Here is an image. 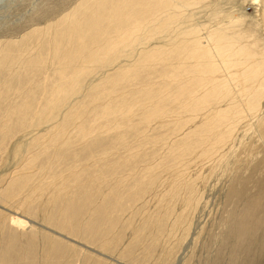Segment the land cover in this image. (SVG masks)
<instances>
[{"label":"bare ground","instance_id":"6f19581e","mask_svg":"<svg viewBox=\"0 0 264 264\" xmlns=\"http://www.w3.org/2000/svg\"><path fill=\"white\" fill-rule=\"evenodd\" d=\"M205 1L81 0L24 41L0 42V152L18 138L13 151L25 160L0 192L7 203L19 199L11 213L0 212V231L11 220L26 222L19 211L44 217L69 211L71 217L56 220L61 229L92 238L101 252L118 246L119 227H106L120 224L138 243L167 245L168 253L159 245L165 254L157 259L169 262L200 200L197 179L204 176L190 177V164L228 171L244 120L264 141V0H252L251 19L230 15L204 30L191 23L190 9ZM155 123L165 131L152 134ZM131 129L140 134L133 136L136 146ZM150 195L159 198L156 209L149 201L144 209L133 205ZM127 200L135 210L125 218ZM99 219L108 225L97 226ZM50 255H39V264H49Z\"/></svg>","mask_w":264,"mask_h":264},{"label":"rangeland","instance_id":"374dc122","mask_svg":"<svg viewBox=\"0 0 264 264\" xmlns=\"http://www.w3.org/2000/svg\"><path fill=\"white\" fill-rule=\"evenodd\" d=\"M80 1L81 0H0V42L19 41L22 39V36L24 38L25 35L29 34L31 31L47 27L49 24L54 23L66 13L70 12ZM208 1H205V3L207 2L206 4H197L196 7H191L192 10L190 9L193 15L191 23L204 24V30L215 28L221 21L222 24H225V22H228L230 19V15L237 17L240 15V17H245L249 20L257 14L256 5L252 0ZM260 11L264 13V2ZM243 14L244 16H242ZM181 17L182 16L179 15L178 20H181ZM180 25L182 24L180 23ZM24 39L20 41H24ZM211 59H213L212 56ZM166 70V68H163V71ZM206 71L207 73H213L214 70ZM215 73H220V70ZM98 74H100V72ZM98 74L95 75L96 78H100ZM244 121L242 122V124L244 123L243 126L240 127V124L238 132H236V137L238 139L236 140V137L233 139L232 162L228 171L226 170L224 172L222 168L216 170L217 167L214 166L216 163H213V169H211V162L202 163L201 161H194L191 163L192 165L190 164V167H188V170L190 168V174H188L190 177H197L200 174L205 177H202L203 179L201 177L197 179V181L199 180L197 190H199L198 192L200 193V200L197 209L191 213L189 232L183 234V240L180 242L177 241L176 243L174 242V248H171L169 255H167L169 262L164 260V264H264V141L256 131L251 129H249V131L247 120ZM155 126L156 127H153L156 129L152 134L159 135L160 132L163 133L165 131L164 128H159L158 124ZM30 128L31 131L33 128ZM143 130L145 129H141L139 133H143ZM128 134L131 135V138ZM128 134L127 138H130L129 142L136 146L135 144L139 143V141L136 140H138L140 134H134V130L132 129L129 130ZM31 138V136H28L23 139L26 141ZM17 140L18 138L12 139L11 144L9 143L10 149L12 148L11 151H8V154L4 153L9 156V159L4 160L3 157L5 155L3 156V153L0 152V159H3L0 160V192L8 188L9 181L12 177L17 176L18 172L21 171L20 165L25 164V160L21 159V156L17 157L13 151V147ZM29 155L31 154L25 153V156H23L26 158ZM3 161H6V165H4L5 163H3ZM31 169L33 173H36L38 170L36 167ZM31 169H28V172L31 171ZM34 169L37 170L35 171ZM25 172H27V170H25ZM158 199V196L150 195L143 199V201L142 199H138L139 201L136 199L135 201L137 202H133V205L139 203L138 205L140 206L138 207L137 205L136 208L140 210L144 209V207L147 206L146 202L149 201V204H151L149 205L147 203L149 205L148 208L156 209V202ZM18 200L19 199L12 200L13 203L12 201L7 203L5 200L0 199V212L5 214V211H9L11 213L12 209L15 210V206H17L15 204H17V202L19 205ZM126 202H128V200ZM125 203L123 205H126ZM128 205L123 206L125 218L131 217L129 215L133 210L131 209L132 207L130 208L131 204H129V202ZM101 206H97L98 210ZM118 207L121 208L122 205H118ZM177 207L181 208V204L178 203L176 205V208ZM78 209L79 208L76 209L77 212ZM126 210L129 211L127 212ZM56 211L57 210H55L53 214H58ZM7 212L6 214L8 215ZM67 212L69 211L64 212L65 214L63 213L60 216L56 215V217L51 214L56 218L54 222L57 223L56 220L62 218V215L69 216L70 213ZM19 214H22L26 222L20 224L15 220H11L8 226L5 227L7 229L4 228L0 231V256L5 263L7 261L6 264H39L40 257L44 255L47 256L48 254H51L50 256L53 257L51 258L52 261L49 260L51 261L49 264L53 262V264H60L61 261V264H67L71 261L72 264H84L87 259L89 264H163L160 263L157 258L161 259L165 251L167 252V245L165 246L163 243H158L153 246L149 240H147L149 243L142 244V241L141 243L139 242L141 244L140 247V244L135 237H133V232H130V228H127L128 230H123L120 224L113 225V227L110 224L108 225L104 220L101 221V219H99L98 221L100 222L97 221V226L99 223V225H104L105 222V226L108 225L106 229L111 228L110 230H112L118 227L121 228H118L119 231L117 229V231L115 230L116 233H113L115 234V238L119 237L118 243H120L118 246L109 250L102 249L103 251L101 252L99 247L95 244H91L92 238H87L89 240L88 242L85 238L88 236L79 238L72 233L70 234L64 231L61 229L59 223H57V225L52 222L51 215L49 217L45 215V218L42 212L37 215L38 213L33 210H29L27 213H20L19 211ZM28 214H30V216ZM83 214L84 212L81 213V215ZM19 216L22 217L21 215ZM69 217H71V215ZM122 217H124V214ZM133 218L134 220L136 219L134 216ZM136 222L134 224H136ZM25 223L27 225H25ZM20 225H22V227ZM94 225L96 226V223ZM179 231L180 235H182V230ZM113 236L114 235H112V237ZM119 239H121V241H119ZM134 239L136 241H134ZM52 242L54 243L53 246H56V249L50 245ZM148 245L155 248H151L150 246V249H148ZM159 245H162L161 247L164 250L166 248V250L163 251ZM83 249H85V251ZM71 250L77 251L74 253ZM141 250H143V252ZM146 250H151L152 255H150L152 257H146V254H144L148 252ZM61 252H64V256L61 255ZM65 252L67 254H65ZM73 253L74 255L81 253L82 257L80 258L82 260L79 259L76 261L73 256H70L73 255ZM53 254L56 256V259ZM59 256L61 258H58ZM170 256H172V258H170ZM62 257H70V259L67 258L69 259L67 260Z\"/></svg>","mask_w":264,"mask_h":264}]
</instances>
